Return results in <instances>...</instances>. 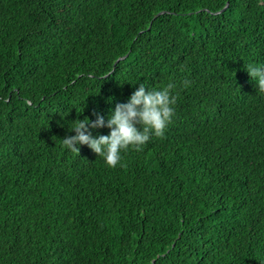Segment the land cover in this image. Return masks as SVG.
Listing matches in <instances>:
<instances>
[{
    "label": "trees",
    "instance_id": "trees-1",
    "mask_svg": "<svg viewBox=\"0 0 264 264\" xmlns=\"http://www.w3.org/2000/svg\"><path fill=\"white\" fill-rule=\"evenodd\" d=\"M249 63L264 0H0V264H264ZM142 82L177 86L162 138L115 168L63 148Z\"/></svg>",
    "mask_w": 264,
    "mask_h": 264
},
{
    "label": "clouds",
    "instance_id": "clouds-1",
    "mask_svg": "<svg viewBox=\"0 0 264 264\" xmlns=\"http://www.w3.org/2000/svg\"><path fill=\"white\" fill-rule=\"evenodd\" d=\"M245 71L255 83L256 90L264 94V64L249 63ZM189 81H184L187 87ZM175 83L162 89L149 88L143 82L129 96L127 102L116 104L107 118L96 114L73 121L74 135L60 140L64 149L79 153V146L86 145L103 163L115 168L122 154L129 149L142 148L152 137L162 138L175 115ZM108 129L107 135H93V130Z\"/></svg>",
    "mask_w": 264,
    "mask_h": 264
}]
</instances>
